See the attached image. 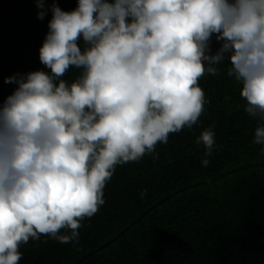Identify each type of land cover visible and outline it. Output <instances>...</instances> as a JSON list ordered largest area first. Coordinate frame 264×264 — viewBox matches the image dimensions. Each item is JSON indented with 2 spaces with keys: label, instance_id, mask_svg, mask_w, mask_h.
Returning a JSON list of instances; mask_svg holds the SVG:
<instances>
[{
  "label": "clouds",
  "instance_id": "obj_1",
  "mask_svg": "<svg viewBox=\"0 0 264 264\" xmlns=\"http://www.w3.org/2000/svg\"><path fill=\"white\" fill-rule=\"evenodd\" d=\"M36 6L43 20L44 0ZM50 11L45 70L5 79L17 87L0 106V264H19L21 246L42 236L78 242L117 165L197 124L207 103L199 80L225 59L258 121L252 142L264 146V0H78ZM213 127L196 140L205 157Z\"/></svg>",
  "mask_w": 264,
  "mask_h": 264
},
{
  "label": "trees",
  "instance_id": "obj_2",
  "mask_svg": "<svg viewBox=\"0 0 264 264\" xmlns=\"http://www.w3.org/2000/svg\"><path fill=\"white\" fill-rule=\"evenodd\" d=\"M54 2L63 11L78 6L44 0L40 20L36 0H0V106L17 87L6 78L45 70L39 49ZM210 47L213 55L220 47L215 36ZM218 67V75L199 80L207 103L197 124L170 134L154 154L117 165L105 203L81 222L78 242L29 240L19 264H264V146L252 142L258 121L244 111L228 60ZM78 73L72 68L62 79L71 83ZM209 127L215 146L205 157L196 140Z\"/></svg>",
  "mask_w": 264,
  "mask_h": 264
}]
</instances>
